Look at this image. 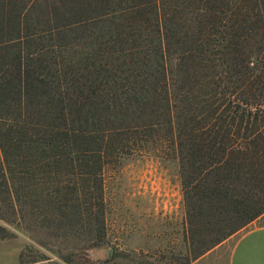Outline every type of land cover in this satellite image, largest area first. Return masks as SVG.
<instances>
[{
    "label": "trees",
    "instance_id": "trees-1",
    "mask_svg": "<svg viewBox=\"0 0 264 264\" xmlns=\"http://www.w3.org/2000/svg\"><path fill=\"white\" fill-rule=\"evenodd\" d=\"M151 151L197 257L264 214V0H0V240L102 243L105 170Z\"/></svg>",
    "mask_w": 264,
    "mask_h": 264
},
{
    "label": "rangeland",
    "instance_id": "rangeland-1",
    "mask_svg": "<svg viewBox=\"0 0 264 264\" xmlns=\"http://www.w3.org/2000/svg\"><path fill=\"white\" fill-rule=\"evenodd\" d=\"M148 153H136L105 170L106 233L102 243L93 244L82 233L81 222L72 220L71 225L57 230L55 225L47 227L41 224L43 213L39 212L38 217L23 212L27 219L8 226L13 236L4 240L20 249L24 264L194 263L202 248L197 236L204 228L194 233L187 225L178 166L172 161H162L152 151ZM250 223L212 249L220 248V254L229 251L246 232L264 227V217ZM53 231L59 235H52ZM258 238H251L241 246L237 256L242 253L245 264L261 263L264 247L257 243L262 244L264 235ZM14 261L9 254L0 258V264Z\"/></svg>",
    "mask_w": 264,
    "mask_h": 264
},
{
    "label": "crops",
    "instance_id": "crops-1",
    "mask_svg": "<svg viewBox=\"0 0 264 264\" xmlns=\"http://www.w3.org/2000/svg\"><path fill=\"white\" fill-rule=\"evenodd\" d=\"M262 217L264 216H260L259 218L252 221L251 223L256 222L258 219H261ZM263 235H264V227H259V228L250 230L246 232L244 235H242L238 239L234 247L230 249L229 251H225L223 254H220L221 253L219 251L220 248H214L210 250L208 253H206L204 256L197 259L192 264H245L244 263L245 261L241 258L242 253L240 254L239 257L237 256L238 253L240 252L241 246L243 245L245 241H248L251 238L257 239L258 236L260 238ZM260 242L262 244L257 243V245L264 247V240H261ZM8 244L9 243L7 242V240H0V258L6 254H9L11 256L13 255V257L15 258V261L13 262V264H20V260H19L20 259V256H19L20 249L14 246L11 247ZM217 254H219L218 258H214ZM260 264H264V255L261 257Z\"/></svg>",
    "mask_w": 264,
    "mask_h": 264
}]
</instances>
